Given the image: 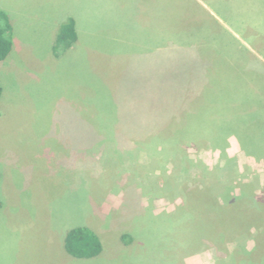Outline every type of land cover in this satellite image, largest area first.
Listing matches in <instances>:
<instances>
[{"label":"rangeland","instance_id":"obj_1","mask_svg":"<svg viewBox=\"0 0 264 264\" xmlns=\"http://www.w3.org/2000/svg\"><path fill=\"white\" fill-rule=\"evenodd\" d=\"M0 9L12 25L0 62V264H264L262 229L219 252L177 238L168 214L187 172L177 145L152 135V119L188 84L201 86L191 73L206 59L230 47L248 76L259 70L264 0H0ZM68 17L78 38L56 55ZM242 47L253 55L237 58ZM205 136L185 140L183 156L213 168L225 152L261 201L264 154L246 153L233 134L224 146ZM80 224L99 236V255L64 249Z\"/></svg>","mask_w":264,"mask_h":264},{"label":"trees","instance_id":"obj_2","mask_svg":"<svg viewBox=\"0 0 264 264\" xmlns=\"http://www.w3.org/2000/svg\"><path fill=\"white\" fill-rule=\"evenodd\" d=\"M185 37L188 42L192 35L185 34ZM77 38L75 19L68 17L59 25L54 54L64 53ZM11 48V20L8 13L0 9V62L8 56ZM242 49L237 58L247 59L253 55L244 47ZM233 52L229 47V54L224 58L206 59L209 62L200 66L201 75L197 73L198 68L192 69L193 78H201V86L199 81L188 84V88L177 97L178 103L171 100V112L167 116L152 119L157 132H153V137L177 145V154L183 157L187 172L183 175L184 179L175 182L179 185L181 203L168 214V220L172 224L177 223L173 232L178 239L186 241L187 246L212 245L216 252L226 243L248 236L252 231L262 229L264 234V198L261 201L256 199L253 181L241 182L237 179L238 168L225 152L222 154L225 164L213 168L201 162L192 163L183 156L185 140L208 133L214 134L217 145L224 146L227 136L233 134L246 153L264 154V63L257 60L259 70L253 69V76H248L240 62H233ZM173 87L171 93L176 96ZM1 92L0 87V96ZM135 119L128 117L126 122ZM160 149L164 151L165 148ZM170 183L168 181L164 188L171 189ZM122 238L128 236L122 235ZM183 241L177 244L182 247ZM64 249L75 258H92L101 253L102 243L91 228L80 224L66 232Z\"/></svg>","mask_w":264,"mask_h":264}]
</instances>
